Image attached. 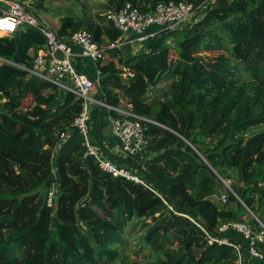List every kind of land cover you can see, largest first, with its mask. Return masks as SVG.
<instances>
[{"label":"trees","instance_id":"trees-1","mask_svg":"<svg viewBox=\"0 0 264 264\" xmlns=\"http://www.w3.org/2000/svg\"><path fill=\"white\" fill-rule=\"evenodd\" d=\"M168 1L204 0H107L104 9L130 2L146 12ZM80 29L105 48L96 97L108 106L123 100L150 121L144 122L149 142L143 164L105 153L159 196L100 172L83 157L82 138L72 126L79 101L59 98L52 84L15 66L30 68L46 42L37 29L21 26L0 36V264H112L129 223L145 228L138 242L159 254L155 264H239L232 246L210 244L200 227L237 246L240 264H263L250 259L240 234L218 228L242 223L245 207L264 222V0H215L180 35L160 33L131 58L106 47L120 34L104 17L97 23L63 18L57 34ZM168 38L177 39L174 46ZM199 50L220 55L213 63L188 58ZM169 79L160 99L147 97ZM28 97L31 121L24 123L19 117ZM100 121L95 105L89 124L97 144ZM53 174L59 193L47 207ZM223 180L232 181V193L218 206L211 199ZM256 219L248 222L258 232ZM256 248L264 257V244Z\"/></svg>","mask_w":264,"mask_h":264},{"label":"built area","instance_id":"built-area-1","mask_svg":"<svg viewBox=\"0 0 264 264\" xmlns=\"http://www.w3.org/2000/svg\"><path fill=\"white\" fill-rule=\"evenodd\" d=\"M36 1L13 0L9 3L8 9L0 16V33L12 35L17 28L29 26L37 29L46 41L45 46L33 55L30 68L15 66L25 70L28 77H35L52 84L56 88L59 98L71 95L75 101H79L80 112L75 117L72 126L78 130L82 138L84 158L91 157L100 172L112 177H122L126 180L140 183L159 196L156 191L138 178L134 170L107 157L103 151L95 146L91 136L89 138L88 125L91 109L95 105L99 107L100 105H105L103 100L96 97L98 96L102 75L98 64L105 60V48L95 43L92 34L83 29L77 30L71 35L59 37L56 31L40 20L35 11L34 4ZM214 1L204 0L199 4H193L188 1L159 2L146 12H142L130 2H125L118 10H105L103 13L104 20L111 24L120 34L115 42L110 43L106 47L114 49L125 43L130 44L133 42L145 44L160 33H173L183 30L203 16L204 10L212 8ZM2 20H4V24H1ZM5 21L10 23H5ZM151 27L154 28V31L146 33L147 29ZM131 34L134 37L130 38ZM76 59L90 60L95 66L94 75L89 76L82 69H78L75 63ZM109 109L112 110L113 108L109 107ZM144 122L150 121L134 115L130 109L118 111L110 119L111 134L119 143L118 154L116 155L121 157L122 160H135L138 156L147 155L149 138L146 134ZM62 137L64 138L65 135ZM50 181L52 185L47 192L45 200L47 207L54 206L59 193V182L55 174H53ZM259 187L264 190V180L259 184ZM221 202H226L224 196H222ZM254 218L256 219V217ZM190 220L194 223L192 219ZM256 221L260 228L258 232L249 225L235 221L222 224L218 231L219 233L232 231L240 234L247 241V253L250 259L258 260L264 264V257L256 248L257 243L264 244V223L257 219ZM200 229L205 233L206 239L210 244L232 246L238 254L240 264L241 257L237 246L228 243L225 239L212 237L202 227Z\"/></svg>","mask_w":264,"mask_h":264},{"label":"rangeland","instance_id":"rangeland-1","mask_svg":"<svg viewBox=\"0 0 264 264\" xmlns=\"http://www.w3.org/2000/svg\"><path fill=\"white\" fill-rule=\"evenodd\" d=\"M51 1L52 2H50L49 9L43 7L44 3H40V8L37 11L35 8V11L39 16V18L42 19V21L52 30L55 29L59 25V23H61L62 18L65 17H72L76 20L79 18L82 19L84 18V19H92L96 21L98 19V16H94V15H98L102 10L104 11L105 10L104 5L106 3V0H67L66 6L58 5L55 7L53 5V0ZM185 29L186 28H184L183 30ZM183 30L173 33L174 35H180ZM176 40L177 39L172 41L171 38H168L165 42L166 44L170 45V47H172L175 45ZM218 55H220V52H209L205 50H199L197 53H195L192 56H189L188 58L191 59L193 57H201L207 60L208 62L213 63ZM174 57H176V54L174 55ZM170 83H171V79L161 81L159 84L149 89L147 97L148 98L155 97L156 99H160L162 93L165 91L167 86L170 85ZM124 105H126L125 102ZM31 106H32V99L31 97H28L22 103V108L20 113L21 115L19 117L21 122L27 123L31 121V119L27 116V110ZM88 126H89V138H90L91 124H89ZM146 157H147L146 154H144L142 156H138V158L136 157L134 161L135 163L142 162L143 164L144 161L147 159ZM231 182H232L231 180L230 181L223 180L222 185L218 190V193L212 196L211 200L216 205L221 206L225 204L221 202V198L222 196H224L227 199L228 192H231L230 189ZM261 211H263L264 214V208H262ZM247 213L248 216L242 217V223L246 225H250L248 222L249 218H253L255 220L254 218L255 216L251 213L250 210L247 211ZM144 232H145V228H142L140 224H138L136 228H133V225L129 223L127 225L126 231L124 232L125 244L121 246V248L118 251L120 255L119 258L116 259L115 262L112 264H121V261H123L124 264H155V260L157 259L159 254L154 252L148 246L144 245L143 242H138V240L142 237ZM175 246L176 244H173L172 246H170V248H175ZM254 262L255 261L249 262V264H255Z\"/></svg>","mask_w":264,"mask_h":264},{"label":"crops","instance_id":"crops-1","mask_svg":"<svg viewBox=\"0 0 264 264\" xmlns=\"http://www.w3.org/2000/svg\"><path fill=\"white\" fill-rule=\"evenodd\" d=\"M11 1H13V0H0V16L3 14V12L5 10L8 9V5H9V3ZM19 1H22V0H19ZM41 2L44 3L43 7L49 9L50 8V2H52V1L51 0H37L35 2L36 11L40 8V5H38V4H40ZM53 5L55 7L58 6V5H65L66 6L67 5V0H53ZM104 12H105V10L104 11L102 10L98 15H94V16L103 17V13ZM70 18H72V17H70ZM40 20L42 21V19H40ZM62 20H63V18H62ZM94 22L97 23L98 19L96 21H94ZM59 27H60V23L53 30L57 32ZM152 31H154V28L151 27V28L147 29L146 33H150ZM0 36H5V35H0ZM132 37H134V36L131 34L130 38H132ZM147 43H145V44H137L135 42L130 43V44L129 43L128 44L125 43V44L119 46L118 48H114L113 49V54L118 56V57L131 58V57H134V56L138 55L141 51H143L144 47H145V45H147ZM75 63L77 65L78 69H82L84 72L87 73V75H89V76H93L94 75L95 66L90 60H88V59H76ZM100 98H101V100H104V97L100 96ZM105 105H100V107H99L100 108V114H101V121H100L99 129H98V138L100 140V144L96 143V140L94 138L95 136L93 134H92V141L95 144V146L97 148H99L101 151H103L104 153H105V150H106V152L111 153L112 155H114V154H118V149H119L118 145H119V143H118V140L114 136H112V134H111V131H110V119L113 116H115V114L118 111L129 110L130 106L129 105L127 106V104L124 105L123 100H121V102L118 105H116V106H108L106 103H105ZM109 107H111L113 109L111 110V109H109ZM112 112H116V113L114 115H112L111 114ZM105 154H106L107 157L110 158V156L107 153H105Z\"/></svg>","mask_w":264,"mask_h":264},{"label":"water","instance_id":"water-1","mask_svg":"<svg viewBox=\"0 0 264 264\" xmlns=\"http://www.w3.org/2000/svg\"><path fill=\"white\" fill-rule=\"evenodd\" d=\"M0 35H4V34H1V33H0ZM14 38H15V43L18 44L19 39H18V35H17L16 33L14 34ZM221 182H223V181H221ZM245 209H246L247 211H249L248 208L245 207Z\"/></svg>","mask_w":264,"mask_h":264},{"label":"bare ground","instance_id":"bare-ground-1","mask_svg":"<svg viewBox=\"0 0 264 264\" xmlns=\"http://www.w3.org/2000/svg\"><path fill=\"white\" fill-rule=\"evenodd\" d=\"M5 23H10V22L5 21ZM1 24H4V20H2ZM1 34H3V33H1Z\"/></svg>","mask_w":264,"mask_h":264}]
</instances>
